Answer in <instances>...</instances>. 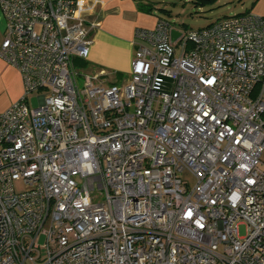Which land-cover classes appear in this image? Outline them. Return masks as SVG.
<instances>
[{"label":"built area","instance_id":"1","mask_svg":"<svg viewBox=\"0 0 264 264\" xmlns=\"http://www.w3.org/2000/svg\"><path fill=\"white\" fill-rule=\"evenodd\" d=\"M81 3L0 0L24 84L0 112V264H264V17L174 44L158 18L126 80L79 88L98 25Z\"/></svg>","mask_w":264,"mask_h":264},{"label":"crops","instance_id":"2","mask_svg":"<svg viewBox=\"0 0 264 264\" xmlns=\"http://www.w3.org/2000/svg\"><path fill=\"white\" fill-rule=\"evenodd\" d=\"M86 7L83 14L88 21L97 22L89 33V53L85 74L122 75L129 77L136 47L141 43L137 30H151L159 17L152 11H142L140 4L149 0H79ZM249 6L238 13L250 11L264 17V0H250ZM225 16V15H223ZM5 30V18L0 9V43ZM73 63V64H74ZM24 92L20 72L0 57V112L16 102Z\"/></svg>","mask_w":264,"mask_h":264},{"label":"rangeland","instance_id":"3","mask_svg":"<svg viewBox=\"0 0 264 264\" xmlns=\"http://www.w3.org/2000/svg\"><path fill=\"white\" fill-rule=\"evenodd\" d=\"M148 5L144 7L152 6V13L167 21L171 28H176L180 32H184L188 29H197L205 27L213 21L217 20L223 15H233L249 6L250 0H149ZM78 60V59H77ZM76 60V61H77ZM76 74V83L79 88L83 87V75L88 73L86 66H79L74 63ZM124 81L123 76H116L110 74L100 80L103 86H107L111 83L120 85ZM99 83V82H95ZM36 93H32L28 96V104L34 106L37 104ZM264 159V155L262 156ZM14 187L17 191L26 188V185L20 181H14ZM96 201H101L103 195L99 191L94 192ZM239 234H244V226H239ZM42 237L39 238V243H42ZM41 251V249H40Z\"/></svg>","mask_w":264,"mask_h":264},{"label":"trees","instance_id":"4","mask_svg":"<svg viewBox=\"0 0 264 264\" xmlns=\"http://www.w3.org/2000/svg\"><path fill=\"white\" fill-rule=\"evenodd\" d=\"M203 1H211L212 2L213 0H203ZM144 5H147V4H140L139 5V9L142 10V11L150 12L151 9H152V6H148V7L145 8ZM245 12H247V11H245ZM241 13H243V12H241ZM236 14H238V13H236ZM75 63H77V65H79V66H88V63L85 60L78 59L77 61H75ZM262 117H263V120H264V112L262 114Z\"/></svg>","mask_w":264,"mask_h":264},{"label":"water","instance_id":"5","mask_svg":"<svg viewBox=\"0 0 264 264\" xmlns=\"http://www.w3.org/2000/svg\"><path fill=\"white\" fill-rule=\"evenodd\" d=\"M179 36H181V32H179L178 30L174 28H171L169 30V41L171 44H174Z\"/></svg>","mask_w":264,"mask_h":264}]
</instances>
